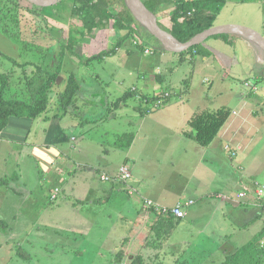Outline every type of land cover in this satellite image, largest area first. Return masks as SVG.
<instances>
[{"label":"crops","instance_id":"obj_1","mask_svg":"<svg viewBox=\"0 0 264 264\" xmlns=\"http://www.w3.org/2000/svg\"><path fill=\"white\" fill-rule=\"evenodd\" d=\"M236 23L238 22L218 23L216 20L215 26ZM115 34L121 37L124 32ZM95 38L97 36L94 33L88 36L84 43L89 45L90 40ZM235 38L243 49L250 50L245 39ZM231 43L229 39H209L203 45L210 52L208 57L196 55L182 58L176 55L172 58L168 55L171 53L158 50L161 56L157 62L158 69L152 76L142 77V80L154 76L158 79V74L162 77L167 74L163 79L168 83L175 71L186 65L190 67V74L193 76L206 68L219 74L221 70L216 63H223L222 46H230ZM107 45L103 51L110 48L109 43ZM127 46L124 43L116 53L123 51L125 58H129L134 50L130 49L127 53ZM69 59L66 60L65 66ZM161 59L167 60V63L164 64ZM231 61H234L228 65L231 68L235 63L241 64L239 60ZM255 65L261 71L254 69L250 77L255 81L258 79L259 82L263 77L260 72L264 70V63L257 60ZM224 80L222 77L220 81ZM80 82L83 92L75 106L78 110L79 105L85 101L87 109L92 110L97 95L95 92H84L83 82ZM157 89L159 86L154 85L153 90ZM132 90L138 93L137 88ZM219 92L222 94V90ZM86 94L90 96L87 97ZM171 99L163 106L170 104ZM102 101L100 106L106 107ZM188 103L187 95L178 97L176 102L184 111ZM153 111L141 116L143 120H146L144 117L152 115ZM195 113L197 112L189 115L184 112L179 125H174V128L173 125H151V128L146 129L142 122V125H138L132 132L135 138L131 146L121 147V162L109 172L106 170L108 168L92 166L93 162L87 166V155L91 154L89 151L96 144L103 147V150L101 152L100 149H95L96 152L93 153L97 154L100 162H109L106 156H100V152H107L101 145L103 142H100V139L93 141L91 146L87 145V150L85 145L78 144V137L69 138L61 125H55L62 118L50 119L48 115L36 121L11 118L9 125L0 131V254L6 252L5 243L17 241V237L24 232L19 244L25 251L22 254L18 252L17 255L24 260L21 264H29L26 261L32 258L37 261L35 264H181L183 257L192 260L201 251L207 250L213 259L201 264H218L217 261L222 264L227 256L233 253L230 254L223 244L213 247L212 243L228 242L235 234L260 228L254 235L255 238L264 229V167L253 169L251 165L241 161L242 151L250 145L248 128L250 131L254 128L261 131L264 125H232L235 120H240L242 124L248 122L243 111H232L230 119L216 139L208 147H202L192 138L194 131L188 129V121ZM78 126L85 130L92 125H71L73 128ZM244 126L247 127L245 134H240L239 129ZM122 135L116 137L115 148H120L117 139ZM228 145L231 151H236V156H232L226 149ZM35 165L45 167L44 172L40 171L43 181H54L55 189H59V192L55 199H51L53 201L43 204L41 215L30 230H25L31 224L28 219L34 218V214L15 212L20 206V203L15 202L16 195L21 192L15 189L11 181L15 178L17 170L26 175V169H34ZM123 165H127L132 172L130 180H101V175L104 174L115 176ZM92 175H95L100 183L94 181ZM21 189L25 191L24 188ZM53 192L51 196L54 195ZM59 193H73L76 201L57 205ZM240 193H246V198L238 199ZM149 203L169 209L180 203L184 204L186 217L178 220L177 229L166 240L163 231L167 219L165 215L158 214L151 208ZM108 206L116 212H105ZM206 211L208 219L204 221ZM198 224L200 228H194ZM227 227H233L231 234L227 233ZM41 242L53 244L56 250L36 252ZM26 246L30 247L29 253H26ZM11 252L15 256V252ZM47 257L48 260H43Z\"/></svg>","mask_w":264,"mask_h":264},{"label":"rangeland","instance_id":"obj_2","mask_svg":"<svg viewBox=\"0 0 264 264\" xmlns=\"http://www.w3.org/2000/svg\"><path fill=\"white\" fill-rule=\"evenodd\" d=\"M123 1L129 9L126 1ZM111 2L113 4L112 9L115 12H121V10H124L122 0H111ZM0 3L3 7L6 6V1L0 0ZM21 5L26 8L27 4L23 1L21 2ZM73 6V0H63L62 2H58L52 6L40 7V10L38 9L39 13L46 19V22L42 20L40 27L44 29L46 27L56 29L52 31L50 28H48L49 30L46 29L47 33H50L47 37L43 34L34 35L35 29L32 27L29 29L30 31H27L28 27H26L25 17L20 19V25L18 27L9 23L8 20L6 22L0 21V52L11 59L17 60L18 63V65H16L3 56H0V73H4L9 76L11 88L8 96L13 97L19 93L18 98L22 97L26 100L29 96V93H26L25 91L28 89L27 86L33 85V88L37 89L44 82L46 73H48V71L54 72L56 70L59 65L60 47L62 44H66L69 27H81L79 20H77L72 14ZM8 7H10V5L5 8L7 11H9ZM162 9L166 10L170 9V7L164 6ZM1 16H3V13L0 9V17ZM217 21L218 23L238 22L240 25L236 23L234 26L252 29L264 36V0H255L249 3H239L237 0H228L226 6L218 16ZM160 23L165 29L170 30L171 22L169 17H164L161 19ZM57 30H62L63 32H60L59 34V32H56ZM5 31H8L9 34H6ZM141 33L149 40V42H147L149 46H144V48L143 44H139L142 43L140 42L141 40L139 37L136 39H129L125 42V44L128 45L127 48H129L127 53L131 51L130 49L134 50L133 54H131L129 58H125L124 52L122 51L109 56L104 61L96 60L84 64V61L87 60L90 55L95 53L97 54L103 51V48L108 47L107 43H109L110 47L108 49H111L112 45L118 41L120 36H116L115 31L110 27L107 30H98L95 32L97 38L90 40L89 45H87L86 42L80 46L79 51L82 53L83 57L86 54H89L85 56L86 58L84 61L80 62L76 56L70 55L69 53L65 56L63 72L60 75L62 80L60 82L57 80V92L59 90L62 91L65 88V79L73 72L77 74L83 82L85 87L84 92L96 93L97 97L94 100V103L96 102V104L94 109L89 110L87 109V104L83 100L84 104L79 105L80 109H76L64 117H59L57 115H60L61 112L58 109L57 100L55 98L52 100L50 110L46 113V115H48L50 119L62 118L56 122L55 125H61V127L64 128V133H66L69 138L72 136L78 137V144L81 146L85 145L87 148V145L91 146V143L98 139H100V142H103L101 145L104 146V149H106L107 152L104 153L105 155L101 153L103 147L96 144V146L89 151L91 154L88 153L87 155L89 158L87 166H90L91 162H93L92 166L102 169L108 168L106 169L108 170L107 172H109V170H114L122 160V148H115L114 146L118 135L132 133L134 129L138 128V125H142V122L143 125H146V129L151 128V125H173L174 128V125H179L184 112L191 115L194 112L214 110L227 106L231 108L232 111H243V114H246L245 116L248 120V122L243 124L240 120H235L232 125H264V70L260 72L263 74V77L259 79V82L258 79L255 81L254 78L250 77L251 72L254 69L261 71L259 68H256L255 62L259 60L264 63V52L255 43L243 38L246 40V43H248L250 49L246 51L240 44H238V40L235 38L239 36L226 35L223 39H229L232 43L230 46H222V53L224 56L222 55L221 59L223 60V63H216L217 67L221 70L219 74H216L210 68H206L202 71L200 70L193 76L190 74V67L186 65L183 68L176 70L168 83L163 79V77L166 78L167 74L163 77L161 74H158V78H160V80L154 76L151 79L143 81L142 77L146 76L148 78L156 72L158 69L157 62L161 56L159 51L155 50L153 46L158 45L157 41L148 33L144 31H141ZM14 36L19 38L21 43L22 41H25V43L27 41L35 42L37 45H40V48H43V50H41L42 53L33 49L38 53L37 55H43L45 53L43 51H46L50 45H54L55 50L48 53L45 61L34 59L32 58V52H29L26 55L24 46H21V44H17L13 41ZM147 48L152 52L147 54ZM89 50L91 52H89ZM168 55L173 58L179 54L171 53ZM68 58H70V61L65 66V62ZM231 60H239L241 64L235 63L231 68V66H228L229 63L233 64L234 61ZM243 60L245 61L243 62ZM27 61L36 62L42 65L41 71L38 72V69L35 68V66L26 67ZM160 61H164V64L167 63V60L161 59ZM146 64L148 66H146ZM164 64L162 63L161 65L164 67ZM35 73V78L28 80L33 77ZM222 77L225 79L224 81H220ZM246 79L248 80L246 81ZM247 83H249V85H246ZM154 85H158L159 89L154 91ZM133 88L138 89V93H140L139 97L135 90V96L129 98L127 102H121L117 108L115 103L122 98L126 92L132 90ZM220 90H222V94L219 92ZM30 91L32 92V90L29 89V92ZM142 93L149 96L142 95ZM166 95H169V99L172 98L170 100V104L156 109L153 111L152 115L144 117L146 120H143L141 116L144 115H142L141 111L138 112L136 109L140 107L142 110L144 109L148 112L147 114L151 112L149 108L150 105L147 104L145 99H147V97H157L158 99H162V97H165ZM183 95H187V102H189L187 104L186 111L182 109V106L176 104L178 97L180 98ZM86 96L89 97L90 95L86 94ZM101 101L106 105V107L100 106ZM233 117L235 118V116ZM231 120H233V118ZM74 124L92 126L82 130L80 126L76 128L71 127V125ZM188 129L190 130L191 128L189 127ZM246 129L247 127L245 126L243 129L240 128V134L242 132L245 134ZM247 134L251 138H249L250 145L245 151H242L243 156L241 157V161L248 163L253 167V169H261L264 167V127L261 131H258L256 128L250 131L248 128ZM42 137L43 136H41V138ZM152 144H154V142ZM95 149H100V156H106L109 162H103L102 160L100 162L97 158V154L93 153L96 152ZM237 159L240 160V157ZM44 170L45 167L43 165H39L37 167L35 165V168L29 169V171L26 169V175L17 170L14 175L15 178L11 181L15 189H19L21 192V194L16 195L15 202L20 203V206L19 210H15V212L20 214L26 213V215L31 213L34 214V218L28 219L31 221V224L26 227L25 230H30L32 224L35 223L37 218L41 215L43 212L42 208L44 207L43 204H48L49 201H53L51 200V195L52 192H55L56 190V183L51 179L49 182L43 181L40 171L44 172ZM87 171L84 170V172ZM92 177L94 181L100 183L95 175H92ZM21 187L24 188L25 191L21 189ZM78 188L80 189L79 186ZM59 194L57 205H66L76 201V196H73V193L71 195H68L67 193ZM24 203H26V205H24ZM31 206L32 208L29 209ZM106 209L107 210L105 212H110L112 210L115 211L109 206ZM204 216V221H206L208 219L207 211L204 213ZM194 228H200V224H198V226H194ZM232 229L233 227H227V230L229 231L227 233L231 234V232H233ZM259 229L253 228L247 232H240L235 234L231 241L223 243L216 242L212 243V245L214 244L213 247H217L218 245L223 244L225 248L229 250L230 254L234 253L238 248H241L253 239ZM26 235V237H28V232ZM22 237H24V232L22 235L17 237V241L5 243L7 248L4 250L6 252H2L0 254V264H21L24 262L20 256H17L18 252L22 254V252L25 251V248L20 247L19 244ZM258 247L264 249V239L258 243ZM29 249L30 247L26 246V253ZM49 250H56V248H54L53 244H45L44 242H41V246L36 248V252L46 253ZM11 251L15 252V256L12 255ZM207 251H201V253L192 260L183 257L181 259V264H194V262L196 264H201L204 261H210L213 258H210L211 254ZM40 255L42 259V253ZM43 260H48V257L43 258ZM186 260L189 261L186 262ZM36 262L35 258L30 260L28 259L26 261V263L29 264H35ZM217 263L219 264L218 261Z\"/></svg>","mask_w":264,"mask_h":264},{"label":"trees","instance_id":"obj_3","mask_svg":"<svg viewBox=\"0 0 264 264\" xmlns=\"http://www.w3.org/2000/svg\"><path fill=\"white\" fill-rule=\"evenodd\" d=\"M6 1V6L3 7L0 3V9L2 10L3 16L0 17L1 22H6L7 20L12 25L17 27L20 25V19L26 18L27 31L32 27L35 29L34 35H44L49 36L45 29L40 27L42 20L46 22V19L39 13V8L32 5L27 0H3ZM26 2V8L22 7L21 2ZM61 0L60 2H62ZM147 8L155 15L159 25L165 29L160 23L161 19L164 17H169L171 22V28L169 31L172 35L177 38L180 42L185 43L191 40L197 34L212 28L215 26V22L222 12L223 8L226 6L228 0H142ZM255 0H237L239 3H249ZM124 10L121 12H115L112 9L111 0H73L74 6L72 9L73 16L81 23V27L70 26L68 29V38L66 44H62L60 47L59 55V65L54 72L48 71L45 75L44 82L37 88L34 89L32 86H27L26 93L28 92V98L23 99L19 97V93L16 96L10 97V82L9 76L4 73H0V131L4 130L10 122L11 118L27 119L31 121H36L40 117L45 116L50 110L52 100L56 98L58 109L61 112L59 117H64L69 113L76 110L75 100L83 92V87L79 80V77L75 73H70L66 78V85L62 91L57 92V80L63 72V63L66 54L76 56V58L82 62L84 57L80 53L79 48L87 39L88 36L93 35L98 30H107L109 27L116 33L123 31L124 34L118 39V42L106 51L101 52L98 55L90 56L84 61L87 64L92 61L102 60L107 56L116 53V50L120 48L126 41L131 38H140L139 44L144 46H149L146 39L141 31L148 33L152 38H154L158 45H153L155 50L165 51L161 43L153 37L140 22H138L132 12L127 8L124 1ZM12 4V7H11ZM31 4V5H30ZM10 5L9 11L5 8ZM164 6L170 7V9H162ZM39 9V10H38ZM7 11V12H6ZM20 14V15H19ZM47 24V23H46ZM48 25V24H47ZM49 26V25H48ZM53 28V27H52ZM49 30V29H48ZM50 30H56L51 29ZM36 32V33H35ZM43 32V33H42ZM56 32H63L62 30H57ZM9 34L8 31H5ZM225 38L226 35H220L213 38ZM13 37V41L17 44L24 46L26 50V55L32 52L34 59L40 61H45L48 53L55 50L54 45H50L49 48L43 55H37V51L43 50L40 45L35 42H27L19 40V38ZM60 42V41H59ZM145 48V47H144ZM77 49V50H76ZM196 55H202L203 57L210 56V52L205 49L203 45H199L189 49L188 51L179 54L180 57H195ZM0 56L8 59L12 63L18 65L17 60L7 57L0 52ZM43 64V63H42ZM45 64V62H44ZM35 66L38 72L41 71L42 65L36 62H26V67ZM44 66V65H43ZM36 73L28 80L34 79ZM160 80V78H158ZM32 82V81H31ZM29 84V83H28ZM29 89L32 92H29ZM135 96L134 90H130L125 93V95L120 98L116 103L118 108L121 102H127L129 98ZM27 97V96H26ZM148 105H153L154 102L158 100L157 97H147L145 99ZM169 101L166 99L165 103ZM150 111L154 110L150 107ZM138 112L141 111L142 115L147 114L144 109L140 107L136 109ZM149 111V112H150ZM232 114V109L223 106L216 110L211 111H200L195 113L188 121V126L194 131L192 138L202 147H208L219 135L222 128L226 125L230 116ZM141 115V114H140ZM49 117V116H48ZM135 138L134 133H126L120 136L117 140V145L122 148H128L131 146ZM167 221L164 229L166 240L167 237L172 235L179 225L180 219H177L172 214L165 215ZM264 239V229L261 231L252 241L246 245L239 248L233 254L227 256L226 260L222 264H263L264 261V249L258 247V243Z\"/></svg>","mask_w":264,"mask_h":264},{"label":"water","instance_id":"obj_4","mask_svg":"<svg viewBox=\"0 0 264 264\" xmlns=\"http://www.w3.org/2000/svg\"><path fill=\"white\" fill-rule=\"evenodd\" d=\"M31 4L37 7H48L52 6L61 0H27ZM130 11L132 12L135 19L141 23V25L153 36L155 37L163 46L164 50L169 53L181 54L189 49L203 45L209 39L220 36V35H235L245 39L250 40L255 43L264 52V36L260 33L234 25H220L209 28L196 36L191 40L182 43L177 38H175L172 33L163 29L155 17V15L147 8L142 0H125ZM133 5L139 10L141 16L139 17ZM62 77L58 78L60 82ZM77 102V99L75 100Z\"/></svg>","mask_w":264,"mask_h":264},{"label":"built area","instance_id":"obj_5","mask_svg":"<svg viewBox=\"0 0 264 264\" xmlns=\"http://www.w3.org/2000/svg\"><path fill=\"white\" fill-rule=\"evenodd\" d=\"M152 51L150 49H146V53H151ZM169 97V95H166L165 97H162V99H158L156 102L153 103V108L157 109L164 105L166 99ZM226 149L231 152L232 156H236V151H231L230 146H226ZM132 178V172L130 168L127 165H123L119 168L118 173L115 176H109V175H101V180L104 182H127ZM59 192V189L55 190L54 195L51 199H55V195ZM260 193V192H259ZM246 193H241L238 195V199H244L246 198ZM193 202H190L192 204ZM150 207L153 208L158 214L161 215H169L172 214L177 219H184L186 217V211L184 210V204L180 203L176 205L174 208L169 209L166 207H160L158 205L149 203Z\"/></svg>","mask_w":264,"mask_h":264},{"label":"bare ground","instance_id":"obj_6","mask_svg":"<svg viewBox=\"0 0 264 264\" xmlns=\"http://www.w3.org/2000/svg\"><path fill=\"white\" fill-rule=\"evenodd\" d=\"M133 8L135 9L136 14L140 17L141 14H140L139 10H137V8L134 5H133ZM255 47H256V45H255Z\"/></svg>","mask_w":264,"mask_h":264}]
</instances>
